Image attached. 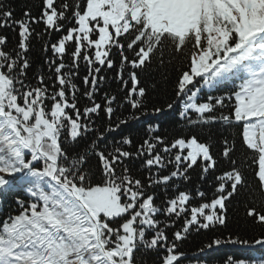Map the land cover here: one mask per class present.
<instances>
[{"label":"snow or ice","instance_id":"6c2138e0","mask_svg":"<svg viewBox=\"0 0 264 264\" xmlns=\"http://www.w3.org/2000/svg\"><path fill=\"white\" fill-rule=\"evenodd\" d=\"M0 29L18 36L9 47L0 34V264H184L183 242L227 228L233 201L258 238L221 233L199 252L259 246L225 264H264V0H41L20 19L0 2ZM45 36L47 81L29 76L31 40ZM153 60L176 73L166 107L142 86ZM106 72L120 94L97 102ZM167 111L187 125L171 137ZM141 120L134 145L124 129ZM215 125L235 132L218 153Z\"/></svg>","mask_w":264,"mask_h":264},{"label":"trees","instance_id":"16d2710c","mask_svg":"<svg viewBox=\"0 0 264 264\" xmlns=\"http://www.w3.org/2000/svg\"><path fill=\"white\" fill-rule=\"evenodd\" d=\"M3 3H10L14 8V15L17 19L22 18L23 12L27 9L30 10L33 16H36L40 12L41 0H0ZM43 25L36 28V31H41ZM0 34H5L9 37V47L15 46L18 41V36L10 29H0ZM52 42L55 41L56 37L53 36ZM49 41V37L45 36L42 39H36L35 37L31 40V51L29 57L32 62V68L29 70V76L33 77L40 75L41 73L47 77L50 75L48 71V65L45 63L46 59L51 56V52L45 53L43 51L44 44ZM168 57L166 56V61ZM65 62L69 63L68 58H65ZM85 69L83 63H81L79 77L75 78V83L83 89L82 77L85 75ZM107 76V79L99 85L100 91L96 94V101L102 102V96L105 91L110 94H120L119 84L113 79L112 72L103 73ZM175 71L172 65L167 62L162 68L156 67V60H153L152 67L141 75L142 86L148 90L149 104L164 105L170 101L173 96V87L175 80ZM35 83V81H33ZM122 95V94H121ZM87 101L81 98V104H86ZM103 116V113H101ZM159 123L161 124V135H172L177 134L182 128H187V125L180 121L178 111H167L160 117ZM211 131L215 134L213 137V152L218 153L221 149L219 143L221 133L225 135H234L235 132L231 129H225L221 125H215L211 127ZM146 124L143 120L139 122H132L129 128L124 129V133H131L134 140V145L141 142L145 137ZM119 139V137H117ZM237 147L239 148V141H237ZM95 159L92 163L95 164ZM139 160L128 161V167L132 170V174L138 178H145L147 172L142 170L140 167ZM221 165L223 167H228L227 163L221 160ZM199 183L197 172L191 173V182L189 187L197 185ZM206 187V185H205ZM244 196L243 190L241 191V197ZM14 207V206H13ZM10 209L7 205L3 207V212H8ZM227 218L228 227L225 229H220L215 234L201 232L199 234L193 233L189 238L183 242L181 250L187 253V257L184 260V264H225L227 258L232 256L234 258H249V257H259L261 255V250L259 246H255L254 249H249L242 245H232L227 244L219 248H213L211 250H206L203 253L199 252V249L203 247L206 243L210 241L213 235H220L227 237L232 235L233 237L239 236L242 239H254L258 238L260 229L254 228L250 221L246 222L243 205L237 206L236 202L228 204L227 207ZM163 219V218H161ZM171 236V230L168 232ZM139 259H143L144 264H154L156 256L154 253L138 254Z\"/></svg>","mask_w":264,"mask_h":264}]
</instances>
